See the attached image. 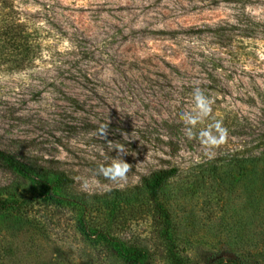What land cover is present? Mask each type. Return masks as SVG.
I'll list each match as a JSON object with an SVG mask.
<instances>
[{
	"label": "rangeland",
	"instance_id": "1",
	"mask_svg": "<svg viewBox=\"0 0 264 264\" xmlns=\"http://www.w3.org/2000/svg\"><path fill=\"white\" fill-rule=\"evenodd\" d=\"M4 19L24 26L37 58L23 69V48L0 39V149L65 172L74 183L62 194L80 205L47 206L0 161V197L38 202L29 218L0 210V264H123L81 235L82 214L143 247L145 264H172L135 189L169 167L179 172L162 198L178 256L264 264V217H250V177L233 166L264 150V0H0ZM197 90L211 101L205 117ZM117 157L131 166L123 186L96 175ZM78 178L94 182L91 194Z\"/></svg>",
	"mask_w": 264,
	"mask_h": 264
},
{
	"label": "trees",
	"instance_id": "2",
	"mask_svg": "<svg viewBox=\"0 0 264 264\" xmlns=\"http://www.w3.org/2000/svg\"><path fill=\"white\" fill-rule=\"evenodd\" d=\"M22 28L21 32L19 28ZM24 26H17L15 20L4 23L0 27V39L3 41L4 47L23 48V53L18 54L19 65L23 69L29 68L37 58L35 48L30 42L29 36H24L26 31ZM23 35V36H22ZM25 37V38H24ZM20 38L24 40V44H20ZM0 40V41H1ZM16 43V44H15ZM11 45V46H10ZM12 51V49H10ZM0 161L13 173L30 180L41 190L43 201L47 206H55L63 208L67 206H75L79 204V200L74 196H65L62 193L69 191L74 183L65 172L55 168H49L40 165L36 159L27 156H19L17 153L8 152L0 149ZM232 164V163H231ZM234 167L239 171H247L249 174V183L247 187L250 217L252 219L264 217V150L258 154L249 155L246 158L234 161ZM179 172L178 167L160 168L154 170L149 175L141 178V184L136 186L138 191L143 188L152 202L154 211L156 212L157 225L160 226L159 231L163 239L168 243V256L172 264H187V260L173 250L172 223L173 213L163 201V191L167 182L175 177ZM7 196L0 197V210H15L19 214L29 218V211L35 208L38 203L35 199L24 196H17L13 192H7ZM81 207H85L81 203ZM81 235L88 240L98 241L105 247L111 257L119 259L123 264H145L147 252L143 247L137 245H128L115 235H111L103 226H97L88 222L85 215H81L76 223ZM264 232V229H263ZM264 240V237H263ZM255 242V241H254ZM256 243V242H255ZM231 254V256H217V264H247L244 259ZM258 261H256L257 263Z\"/></svg>",
	"mask_w": 264,
	"mask_h": 264
},
{
	"label": "clouds",
	"instance_id": "3",
	"mask_svg": "<svg viewBox=\"0 0 264 264\" xmlns=\"http://www.w3.org/2000/svg\"><path fill=\"white\" fill-rule=\"evenodd\" d=\"M195 99L197 106L201 110L200 116L201 117L207 116L211 111L210 109L211 101H209L206 97H204L203 93L200 92L199 90H197L195 93ZM191 122L195 123V121H191ZM215 127L219 128V124H216ZM107 133H108V125H100L98 134L106 139ZM203 135L209 136V132H204ZM210 140L212 144L217 143L215 139L210 138ZM116 149H118L120 152H124L125 150L124 146H119ZM130 171H131V166L127 162H125L124 159L117 157V158H113V160L106 165H100L98 167L96 175L103 176L105 180L111 181L113 183H121L127 181L128 174ZM93 186H94V182L90 183L87 178L81 179L82 190L89 192V194H91L90 189ZM121 186H123L122 183Z\"/></svg>",
	"mask_w": 264,
	"mask_h": 264
}]
</instances>
